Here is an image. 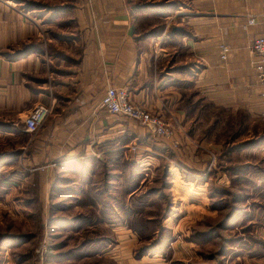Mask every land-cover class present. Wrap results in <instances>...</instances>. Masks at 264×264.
Wrapping results in <instances>:
<instances>
[{
  "label": "rangeland",
  "instance_id": "rangeland-1",
  "mask_svg": "<svg viewBox=\"0 0 264 264\" xmlns=\"http://www.w3.org/2000/svg\"><path fill=\"white\" fill-rule=\"evenodd\" d=\"M13 2L35 21L50 24L55 17L75 13L84 0ZM130 4L147 50L167 54L166 71L185 78L184 105L194 108L199 95L188 80L201 65L179 63L170 69L171 62L187 55L182 40L189 27L181 14L194 10V0H130ZM51 24L66 30L61 28L64 24ZM201 107L199 114L194 113L201 119L193 143L185 144V149L172 147L171 154V140L148 131L157 138L155 143L169 150L147 151L140 163L122 153L120 162L85 159L74 164L58 158L48 166L45 161L50 158L40 157L36 141L46 118L34 135L25 131L23 120L4 121L0 264H118L109 252L118 238L115 228L122 225L139 242L135 257L160 254L170 264H264V143L251 147L240 138L263 136L264 121L244 125L239 129L243 134L236 137L232 131L236 121L228 111L208 101L200 102ZM199 152L205 154L203 165ZM180 159H190L195 169ZM47 168L52 176L45 181ZM158 236L168 245L163 254H151L148 247L161 239Z\"/></svg>",
  "mask_w": 264,
  "mask_h": 264
},
{
  "label": "crops",
  "instance_id": "crops-1",
  "mask_svg": "<svg viewBox=\"0 0 264 264\" xmlns=\"http://www.w3.org/2000/svg\"><path fill=\"white\" fill-rule=\"evenodd\" d=\"M210 1L194 0V10L181 14L189 27L182 40L187 55L171 62L170 69L179 63L201 65L188 80L199 95L188 110L185 78L166 71L167 54L147 50L130 0H84L75 13L51 20L64 24L63 32L49 21H35L13 0H0V125L24 121L33 106L45 105L50 113L36 141L40 157L50 158L47 164L58 158L120 162L122 153L140 163L149 151L171 149L174 154L172 147L185 149L193 143L201 119L194 113L203 110L202 101L228 111L233 125L243 120L253 127L254 120L264 121V86L250 51L253 40L264 35V0ZM221 44L229 47L225 59L220 58ZM108 86L124 88L133 103L168 121L173 137L166 140L175 145L168 149L155 143L157 138L136 121L109 114L100 105ZM262 151L264 155V146ZM204 158L199 152L200 165ZM180 162L195 169L190 159ZM45 175L46 181L52 170L47 168ZM115 231L118 238L109 255L118 264H170L160 254L135 257L139 242L130 228L122 225Z\"/></svg>",
  "mask_w": 264,
  "mask_h": 264
},
{
  "label": "built area",
  "instance_id": "built-area-1",
  "mask_svg": "<svg viewBox=\"0 0 264 264\" xmlns=\"http://www.w3.org/2000/svg\"><path fill=\"white\" fill-rule=\"evenodd\" d=\"M253 22V19L249 20L250 24ZM219 49L220 58L225 59L229 52V47L221 44ZM250 51L257 57L255 61L257 79L264 86V35L258 36L253 40ZM261 95L264 97V90ZM100 105L109 114L134 120L158 137L170 138L173 134L172 127L169 123L143 106L133 103L124 88L108 86L102 96ZM49 113L50 108L45 105L39 104L32 108L24 119L25 131L28 134L37 132ZM262 115L264 116V112ZM131 149L134 150L136 147L132 145Z\"/></svg>",
  "mask_w": 264,
  "mask_h": 264
},
{
  "label": "trees",
  "instance_id": "trees-1",
  "mask_svg": "<svg viewBox=\"0 0 264 264\" xmlns=\"http://www.w3.org/2000/svg\"><path fill=\"white\" fill-rule=\"evenodd\" d=\"M137 29V28H136ZM142 33V32H141ZM151 33L152 34H155L156 32L155 31H151ZM142 37H145V36H142ZM24 53V52H23ZM23 53H18V54H16L17 56H20V55H22ZM235 128H234V130H232V131H234V136L236 135V137L237 136H239L238 134H239V132H240V128H242L243 129V127H244V124H243V120H240L239 121V123L237 124V125H233ZM245 127H246V125H245ZM238 129V130H237ZM26 135V134H25ZM233 137V136H232ZM129 138H130V136H128V138L125 140L126 141V143L129 141ZM243 143H246V144H248V145H250L251 147H255V146H257V145H260V144H262V143H264V135L263 136H260L259 138H255V139H253V138H251V139H249V140H246V141H244ZM242 143V144H243ZM241 144V145H242ZM7 153H1L0 154V159H2V158H4V156L6 155ZM95 161V160H94ZM75 164V163H74ZM74 164H72L73 166H74ZM71 165V166H72ZM245 167V166H244ZM193 181H197L195 178L193 179ZM102 213L103 214H106L107 215V213L105 212V211H102ZM134 231H136V230H134ZM160 236V235H159ZM158 236V239L159 238H161L159 241H157V242H155V243H153V245H151V246H149L148 248H149V252H152L151 254H156V253H164V249H166V245H168L165 241H163L162 240V237H159ZM162 240V241H161ZM147 248V247H146ZM146 248H144V249H146ZM168 248V247H167ZM150 249H151V251H150ZM143 251V250H142ZM147 251V250H146ZM141 253H144V254H147L145 251L144 252H141ZM172 264H181V262H179V261H174Z\"/></svg>",
  "mask_w": 264,
  "mask_h": 264
}]
</instances>
